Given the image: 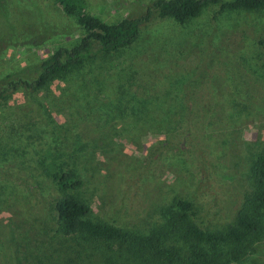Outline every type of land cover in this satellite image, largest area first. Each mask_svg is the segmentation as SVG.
<instances>
[{"label":"rangeland","instance_id":"obj_1","mask_svg":"<svg viewBox=\"0 0 264 264\" xmlns=\"http://www.w3.org/2000/svg\"><path fill=\"white\" fill-rule=\"evenodd\" d=\"M83 1L110 24L155 0ZM142 25L124 50L31 90L22 82L34 67L81 30L51 0H0V264H143L46 231L59 193L34 160L55 138L91 218L129 231L146 234L175 199L220 230L251 191L247 167L264 149V11L210 5L183 24L152 14ZM235 264H264V235Z\"/></svg>","mask_w":264,"mask_h":264},{"label":"trees","instance_id":"obj_2","mask_svg":"<svg viewBox=\"0 0 264 264\" xmlns=\"http://www.w3.org/2000/svg\"><path fill=\"white\" fill-rule=\"evenodd\" d=\"M51 1L75 21L81 35L69 48L55 49L34 67L33 80L22 82L31 90L63 78L99 55L111 56L129 47L152 14L183 24L210 5H218V11H264V0H155L142 16L107 24L86 13L83 0ZM60 143L55 138L52 148L34 160L59 193L44 216L46 231L54 236L115 245L118 251L141 256L143 264H235L264 235V149L250 158L246 175L251 191L243 196L231 223L220 230L203 229L194 220L191 201L175 199L160 209V222L141 234L91 218L90 207L77 192L81 185L78 173L57 153ZM105 262L112 263L107 258Z\"/></svg>","mask_w":264,"mask_h":264}]
</instances>
